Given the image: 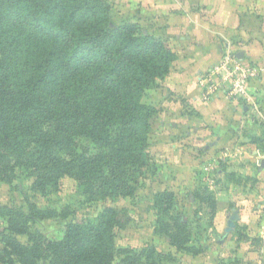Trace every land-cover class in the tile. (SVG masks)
Listing matches in <instances>:
<instances>
[{"label": "trees", "instance_id": "trees-1", "mask_svg": "<svg viewBox=\"0 0 264 264\" xmlns=\"http://www.w3.org/2000/svg\"><path fill=\"white\" fill-rule=\"evenodd\" d=\"M177 58L170 42L119 23L110 0H0V181L33 177L32 191L49 195L69 176L89 205L134 198L151 162L157 110L143 98ZM155 232L189 250L190 223L176 211L175 194L154 197ZM65 208L63 236L50 240L31 223L58 215L28 201V211L0 204L7 218L0 263L161 264L156 248L116 245L131 221L127 208L107 205L77 219ZM17 235H27L28 243Z\"/></svg>", "mask_w": 264, "mask_h": 264}, {"label": "rangeland", "instance_id": "rangeland-1", "mask_svg": "<svg viewBox=\"0 0 264 264\" xmlns=\"http://www.w3.org/2000/svg\"><path fill=\"white\" fill-rule=\"evenodd\" d=\"M110 2L117 22L134 21L149 31L150 23L141 12V1ZM166 41L176 51L175 41ZM161 81L143 98L144 103L157 110V115L160 111L165 114L164 106L160 107V100L165 95ZM157 115L152 120L149 134L151 162L134 198L107 199L89 205L78 182L69 176L60 181L58 192L41 195L31 189L34 178L20 172L11 182L0 181V204L28 211L30 201L41 208L57 209V216L38 220L30 226L31 232L40 231L50 240L63 236L67 219L60 214L65 208L72 212L69 218L74 215L77 219L96 217L107 205L127 208L131 221L126 228L116 230L119 248L140 251L154 247L160 253H171L173 259L163 260L161 264H264V235H261L264 233V120H251L234 133L239 144L251 143L261 155L259 160L246 165L243 159L234 160L228 153L231 148H216L207 141L201 143L193 134L189 140L184 130L172 132L167 127L166 116ZM182 137L184 140L174 147L173 143ZM164 190L175 194L176 211L190 223L191 251L178 249L171 244L169 237L155 232L157 210L154 197ZM221 197L229 199L222 200ZM241 200L248 201V204L239 203ZM223 207L232 208V212L227 216L224 232L218 233L217 217ZM234 214L236 218L232 219ZM231 222L232 229L227 231ZM6 225L7 218L0 215V249L3 247L1 234ZM17 238L28 243L27 235H17ZM122 258L120 255L114 264H127ZM39 264L49 263L42 260Z\"/></svg>", "mask_w": 264, "mask_h": 264}, {"label": "crops", "instance_id": "crops-1", "mask_svg": "<svg viewBox=\"0 0 264 264\" xmlns=\"http://www.w3.org/2000/svg\"><path fill=\"white\" fill-rule=\"evenodd\" d=\"M135 1H141L149 32L177 44V58L161 81L165 95L160 107L164 106L165 114L160 111L157 116L165 115L167 127L172 132L186 131L189 140L193 134L201 143L231 148L228 153L234 160L243 159L246 165L255 162L261 156L256 147L239 144L234 133L251 120H264V0ZM229 49L242 53L241 60L258 71L248 84L249 95L232 100L219 94L206 101V73ZM184 138L176 140L174 147Z\"/></svg>", "mask_w": 264, "mask_h": 264}, {"label": "built area", "instance_id": "built-area-1", "mask_svg": "<svg viewBox=\"0 0 264 264\" xmlns=\"http://www.w3.org/2000/svg\"><path fill=\"white\" fill-rule=\"evenodd\" d=\"M257 74L255 67L238 58L229 49L206 73L203 98L211 101L219 94H224L227 99H245L249 95L248 84Z\"/></svg>", "mask_w": 264, "mask_h": 264}, {"label": "clouds", "instance_id": "clouds-1", "mask_svg": "<svg viewBox=\"0 0 264 264\" xmlns=\"http://www.w3.org/2000/svg\"><path fill=\"white\" fill-rule=\"evenodd\" d=\"M260 157H257V160ZM222 200H227L229 199L228 197H221ZM239 203H243V204H248V201L245 200H241L239 201ZM239 203L237 206H239ZM232 212V208L230 207H223L219 213H218V217L217 220L219 221L218 225H217V232L218 233H223L225 228L227 227V216L230 215ZM245 220L248 219L247 215H245L244 217ZM261 235H264V233H261ZM213 239H215V237H213Z\"/></svg>", "mask_w": 264, "mask_h": 264}, {"label": "water", "instance_id": "water-1", "mask_svg": "<svg viewBox=\"0 0 264 264\" xmlns=\"http://www.w3.org/2000/svg\"><path fill=\"white\" fill-rule=\"evenodd\" d=\"M237 57L241 59V58L243 57L242 53H238V54H237ZM235 218H236V215L234 214V215L232 216V219H235ZM232 226H233V222L230 223V227L227 229V231H231Z\"/></svg>", "mask_w": 264, "mask_h": 264}]
</instances>
